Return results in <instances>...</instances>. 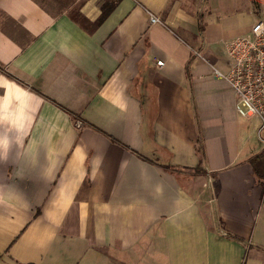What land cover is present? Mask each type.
Instances as JSON below:
<instances>
[{
    "label": "crops",
    "instance_id": "obj_1",
    "mask_svg": "<svg viewBox=\"0 0 264 264\" xmlns=\"http://www.w3.org/2000/svg\"><path fill=\"white\" fill-rule=\"evenodd\" d=\"M258 1L0 0V264H264V137L210 60Z\"/></svg>",
    "mask_w": 264,
    "mask_h": 264
},
{
    "label": "built area",
    "instance_id": "obj_2",
    "mask_svg": "<svg viewBox=\"0 0 264 264\" xmlns=\"http://www.w3.org/2000/svg\"><path fill=\"white\" fill-rule=\"evenodd\" d=\"M151 23L160 22L150 15ZM230 65L225 72L214 68L216 78L226 80L234 90L237 112L243 117L255 116L261 125L258 135L264 133V20L255 21L249 32L228 39L224 44ZM162 65L161 60L156 61ZM76 125L79 127L80 123ZM264 137V134H263ZM264 139V138H263Z\"/></svg>",
    "mask_w": 264,
    "mask_h": 264
},
{
    "label": "trees",
    "instance_id": "obj_3",
    "mask_svg": "<svg viewBox=\"0 0 264 264\" xmlns=\"http://www.w3.org/2000/svg\"><path fill=\"white\" fill-rule=\"evenodd\" d=\"M255 9H258L259 1L251 0ZM104 16V13L101 17ZM195 150L197 155L199 156V162H202L204 158V145L203 140L200 134L197 137ZM249 163L251 165L252 171L257 178L260 185L264 188V149L252 156L249 159Z\"/></svg>",
    "mask_w": 264,
    "mask_h": 264
},
{
    "label": "rangeland",
    "instance_id": "obj_4",
    "mask_svg": "<svg viewBox=\"0 0 264 264\" xmlns=\"http://www.w3.org/2000/svg\"><path fill=\"white\" fill-rule=\"evenodd\" d=\"M226 30H227V32L223 33L222 36L220 37V39H219V41H218V43H217V48H216V50L210 52V55L213 57V59L210 58V60L213 61V62H212V65H213V66H212V72H213L214 68H217V69L219 68V70H220L221 72H225V71H226V68L223 69V68L219 67V63H220V62H225V63L228 62V56H227L226 53L224 52V50H223V46H222V41H224V40L228 37L229 33L231 32L230 29H226ZM228 32H229V33H228ZM211 76H214L213 73L211 74ZM253 122H254V123H253ZM253 122H252V123L254 124V126H255L256 129L260 127L261 122H260V120H259L258 118H254V117H253ZM251 125H252V124H251ZM252 132H253V131H252ZM263 134H264V133H263Z\"/></svg>",
    "mask_w": 264,
    "mask_h": 264
}]
</instances>
